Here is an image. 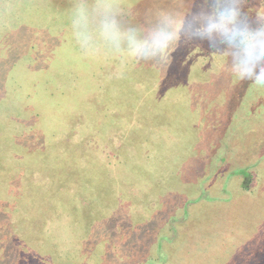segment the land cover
<instances>
[{"label": "rangeland", "instance_id": "rangeland-1", "mask_svg": "<svg viewBox=\"0 0 264 264\" xmlns=\"http://www.w3.org/2000/svg\"><path fill=\"white\" fill-rule=\"evenodd\" d=\"M76 2L0 0V264H264V87L208 41L85 53ZM200 6L114 0L146 33Z\"/></svg>", "mask_w": 264, "mask_h": 264}, {"label": "clouds", "instance_id": "clouds-1", "mask_svg": "<svg viewBox=\"0 0 264 264\" xmlns=\"http://www.w3.org/2000/svg\"><path fill=\"white\" fill-rule=\"evenodd\" d=\"M201 6L182 17L166 16L149 32L126 29L114 0H77L71 11L74 37L82 51L95 54L102 43L115 53L141 61H166L181 42L208 41L226 53L225 71L238 81L264 87V15L250 18L246 0H200Z\"/></svg>", "mask_w": 264, "mask_h": 264}]
</instances>
